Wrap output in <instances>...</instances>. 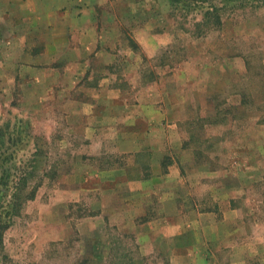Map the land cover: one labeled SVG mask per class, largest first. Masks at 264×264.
Here are the masks:
<instances>
[{
  "label": "rangeland",
  "instance_id": "obj_1",
  "mask_svg": "<svg viewBox=\"0 0 264 264\" xmlns=\"http://www.w3.org/2000/svg\"><path fill=\"white\" fill-rule=\"evenodd\" d=\"M81 1L84 77L54 0H0V264H264V0Z\"/></svg>",
  "mask_w": 264,
  "mask_h": 264
},
{
  "label": "crops",
  "instance_id": "obj_2",
  "mask_svg": "<svg viewBox=\"0 0 264 264\" xmlns=\"http://www.w3.org/2000/svg\"><path fill=\"white\" fill-rule=\"evenodd\" d=\"M15 1V0H13ZM19 1V0H16ZM24 1V0H23ZM70 1V3H69ZM92 2H87L89 4H93L94 5V0H91ZM94 1V2H93ZM76 1H72V0H54V8L60 9L61 11V15H58L59 12L57 13H52V18L53 21L57 20L59 16L66 18L63 22L64 26H63V31L60 34L62 35V38L66 41H74V45H69L70 49V54L73 57L72 61H76L74 62V70L72 72V74H82V76L84 77L87 73L88 68L86 67V61L87 59L94 54L95 56H102L104 53L102 51H97V48L94 47L93 45V38L95 37V35H97V32L99 31V27L97 26V22L94 19V17H92L90 10H87V6H85V4L79 0V5L75 6L73 4ZM86 3V2H85ZM61 4V6H60ZM82 6V7H79ZM92 6V5H91ZM90 6V7H91ZM80 8H83L80 10ZM93 8V7H92ZM65 9V10H64ZM62 10H64V12H62ZM86 10V11H83ZM83 11V12H82ZM56 35L55 39H57V37L60 35ZM27 38V36H25ZM24 37V38H25ZM9 41H11V38L8 39ZM75 42H78L77 45H75ZM97 54V55H96ZM52 72L54 73H59V70L56 68H52ZM66 72V70H65ZM53 73V74H54ZM103 87V86H102ZM101 88V87H99ZM114 91L111 88H106L105 90H103V95L100 97L102 98L101 101H97L96 99H92V101H89L88 105H89V114L88 117L89 119H96L97 113L95 110H93V104L97 103V102H102V100H107L109 99V101L111 102L113 96H111V94ZM117 98V96L115 97ZM113 99V100H118V99ZM147 101H145V105L142 106L143 104H134L132 108L127 109L129 114L126 112V114L128 116H126L124 119L126 125H128V123L130 124H136L138 122V120H143L142 118L145 117L148 120V124H153L154 127L149 128L145 131H142V134L145 135L146 137H148L147 135H154V132L156 131L155 127L156 126H160V123H163L164 121H166V118L164 117V115L162 114L164 111L162 106H159L157 103H152L150 102L149 98H146ZM158 107V108H156ZM148 111V112H147ZM132 119L130 121H128L127 119ZM154 120V121H152ZM160 120V121H159ZM155 122V123H153ZM136 126V125H135ZM158 131V130H157ZM150 138V137H148ZM148 140V139H146ZM140 140L138 139V142ZM151 141V139H150ZM138 149V147H135L134 149H132L131 151H136ZM145 159L146 158H150V160H154L157 157L154 156H144ZM151 180H153L152 175L150 176ZM149 178V179H150ZM149 179H145V183H149ZM157 182V181H156Z\"/></svg>",
  "mask_w": 264,
  "mask_h": 264
},
{
  "label": "trees",
  "instance_id": "obj_3",
  "mask_svg": "<svg viewBox=\"0 0 264 264\" xmlns=\"http://www.w3.org/2000/svg\"><path fill=\"white\" fill-rule=\"evenodd\" d=\"M215 11V9H214V7H213V10H212V12H214ZM207 15H212V14H210V13H205V16H207Z\"/></svg>",
  "mask_w": 264,
  "mask_h": 264
}]
</instances>
